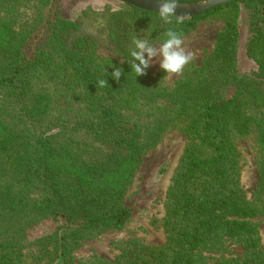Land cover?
Returning <instances> with one entry per match:
<instances>
[{
  "label": "trees",
  "instance_id": "trees-1",
  "mask_svg": "<svg viewBox=\"0 0 264 264\" xmlns=\"http://www.w3.org/2000/svg\"><path fill=\"white\" fill-rule=\"evenodd\" d=\"M63 1L0 0V264H75L85 242L122 229L145 156L173 130L187 142L167 192L165 242L122 240L115 259L83 264H264L254 221L264 217V0L234 1L179 25L122 2L107 8L104 42L83 32L82 16L66 17ZM25 4L34 17L19 24L16 8ZM243 8L251 72L239 68ZM210 17L224 25L199 65L173 85L149 68L136 77L133 37L161 44L169 29L184 38ZM43 27L44 42L27 54ZM100 79L108 84L99 87ZM86 124L80 138L73 130ZM251 134L261 153L253 201L237 145ZM45 223L47 232L30 236Z\"/></svg>",
  "mask_w": 264,
  "mask_h": 264
},
{
  "label": "rangeland",
  "instance_id": "rangeland-1",
  "mask_svg": "<svg viewBox=\"0 0 264 264\" xmlns=\"http://www.w3.org/2000/svg\"><path fill=\"white\" fill-rule=\"evenodd\" d=\"M122 4L118 0L63 1L64 15L69 18L82 16L84 20L83 32L96 34L103 42L106 39L107 8L118 9ZM16 10L19 24L33 20L34 13L30 4L22 5ZM85 11L87 14H84ZM223 25V19L210 17L202 21L194 32L183 38V46L194 51L197 59L186 65L182 75H167L160 68L159 61L156 58L149 67L151 75L163 85H173L191 67V64L199 65L213 51L217 34ZM240 25L239 68L243 72H251L256 69V63L246 53L247 42L250 37L249 10L246 8L241 10ZM41 30L36 33L41 38H31L30 43L26 46L27 54L32 52L33 46L36 47L37 44L44 42L48 29L43 27ZM35 37L37 38V36ZM158 45L160 44H156V46ZM86 129L87 124L73 131L80 138H85L88 137ZM186 142L187 138L178 130L165 134L162 142L145 156L141 169L137 173L133 186L128 193L126 202L132 209V216L128 223L120 230L111 229L85 242L74 252L75 264H83L95 255L102 259H115L118 254L116 244L122 240L135 238L146 245H161L165 242L166 235L162 220L165 215L167 192L184 152ZM237 145L241 153L242 185L249 200L253 201L259 180L261 153L254 134L238 138ZM254 221L258 223L264 246V217H256ZM50 227L51 223H45L32 228L29 234L31 237H35L47 232Z\"/></svg>",
  "mask_w": 264,
  "mask_h": 264
},
{
  "label": "clouds",
  "instance_id": "clouds-1",
  "mask_svg": "<svg viewBox=\"0 0 264 264\" xmlns=\"http://www.w3.org/2000/svg\"><path fill=\"white\" fill-rule=\"evenodd\" d=\"M158 5V13L161 20L165 24H171L173 17L177 25L182 24L185 18L184 13H177L180 7L178 0H155ZM202 4H206L207 0H201ZM166 39L160 45H152L148 40L133 37L132 46L129 48V54L132 58L130 63L131 70L137 76H144L154 58L159 61V66L167 75H182L186 65L197 59L194 51L186 49L183 40V33L173 29H169L166 33ZM138 62V63H137ZM123 74V70L116 67L111 73L114 80L119 81ZM108 84L107 79L98 81L99 87H105Z\"/></svg>",
  "mask_w": 264,
  "mask_h": 264
},
{
  "label": "water",
  "instance_id": "water-1",
  "mask_svg": "<svg viewBox=\"0 0 264 264\" xmlns=\"http://www.w3.org/2000/svg\"><path fill=\"white\" fill-rule=\"evenodd\" d=\"M138 8L158 12V5L155 0H118ZM238 0H207L206 4H202L201 0L194 2L178 1L180 7L177 8V13L186 14L185 17H193L207 13L208 11L218 8L222 5L229 4Z\"/></svg>",
  "mask_w": 264,
  "mask_h": 264
}]
</instances>
